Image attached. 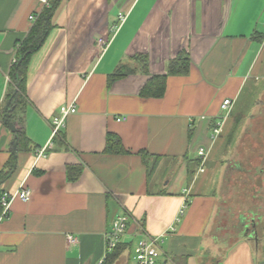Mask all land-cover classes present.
<instances>
[{
    "label": "crops",
    "instance_id": "1",
    "mask_svg": "<svg viewBox=\"0 0 264 264\" xmlns=\"http://www.w3.org/2000/svg\"><path fill=\"white\" fill-rule=\"evenodd\" d=\"M44 6L0 0V171L16 155L0 194L31 191L0 220V264H100L104 236L122 213L120 242L161 238L158 264H264L256 208L239 210L226 166L209 163L231 124L223 101L235 105L264 81V0H62L30 57L24 111L11 122L3 112L11 62L29 16ZM180 51L188 72L167 75L162 96H141ZM137 54L147 56V72L136 67L107 87L115 66ZM72 104L52 136L54 118ZM18 130L28 148H16ZM107 133L126 152L104 153ZM198 148L207 152L201 170ZM67 166H81L76 180ZM131 262L124 251L116 264Z\"/></svg>",
    "mask_w": 264,
    "mask_h": 264
},
{
    "label": "trees",
    "instance_id": "2",
    "mask_svg": "<svg viewBox=\"0 0 264 264\" xmlns=\"http://www.w3.org/2000/svg\"><path fill=\"white\" fill-rule=\"evenodd\" d=\"M62 0H48L47 4L39 12L37 19L33 22L27 35L18 43L16 48V60L9 70L10 89L6 94L4 111L9 121L13 122L17 119V115L24 111L27 103L26 95V73L30 57L35 53L46 38L52 27V18ZM132 66L129 63H118L113 71L107 76V87L120 78L126 77L128 74L134 73L136 67L141 72L146 73L148 67V58L146 55L137 54L131 57ZM189 68V57L186 51H180L172 60H170L165 75L152 76L147 83L141 88L139 94L143 97H160L165 90V79L167 75L186 74ZM28 139L23 130L16 131V148H28ZM104 153H123L124 149L121 139L114 133H107ZM142 161L147 164V154L139 151ZM16 155L10 156L6 163V168L0 171V182L4 180L13 170ZM194 170L188 172V177L193 175ZM81 173V166H67V176L70 180H76ZM130 243H121L120 241L108 253L100 264H116L120 255L124 251L132 254Z\"/></svg>",
    "mask_w": 264,
    "mask_h": 264
},
{
    "label": "rangeland",
    "instance_id": "3",
    "mask_svg": "<svg viewBox=\"0 0 264 264\" xmlns=\"http://www.w3.org/2000/svg\"><path fill=\"white\" fill-rule=\"evenodd\" d=\"M227 115L231 124L214 146L209 163L226 166V189L235 195L239 210L254 205L264 232V81L243 91Z\"/></svg>",
    "mask_w": 264,
    "mask_h": 264
},
{
    "label": "built area",
    "instance_id": "4",
    "mask_svg": "<svg viewBox=\"0 0 264 264\" xmlns=\"http://www.w3.org/2000/svg\"><path fill=\"white\" fill-rule=\"evenodd\" d=\"M44 5L47 4L48 0H41ZM38 14H32L29 16V20L33 23L37 19ZM264 24V21H263ZM16 59L12 60V64ZM232 107V101L230 99H225L222 103V110L225 111L227 115ZM75 106L72 104L68 109H64L61 111L60 116L55 117L53 120V129L52 136H54L60 127L64 125V120L69 113L75 112ZM221 123H217L212 128V136L213 138L220 133ZM47 145H51L49 142ZM47 147V146H45ZM45 147L37 149V155L42 156L45 151ZM206 150L203 148H198L197 155L200 158V170L203 167V162L206 159ZM31 196V191L28 188L20 186V188L14 193L2 192L0 194V220L5 218L8 215L9 207L14 198H19L22 201H27ZM185 205L182 206L180 210V215L182 214ZM178 220V219H177ZM128 224V215L126 213H122L117 215L115 221L108 231L105 238V246L106 252H110L116 244L120 241V237L125 232ZM172 229V228H171ZM70 241L77 242V239L74 237H69ZM161 238L145 236L143 239L137 241V243L132 248V264H158V258L160 256V244Z\"/></svg>",
    "mask_w": 264,
    "mask_h": 264
}]
</instances>
